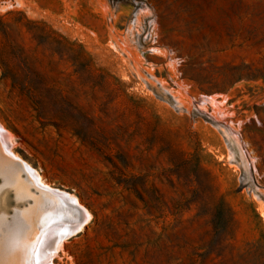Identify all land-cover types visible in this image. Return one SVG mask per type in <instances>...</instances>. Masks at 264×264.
I'll list each match as a JSON object with an SVG mask.
<instances>
[{
    "label": "rangeland",
    "instance_id": "1",
    "mask_svg": "<svg viewBox=\"0 0 264 264\" xmlns=\"http://www.w3.org/2000/svg\"><path fill=\"white\" fill-rule=\"evenodd\" d=\"M0 122L88 212L54 264H264V0H0ZM2 161L12 264L49 202Z\"/></svg>",
    "mask_w": 264,
    "mask_h": 264
},
{
    "label": "bare ground",
    "instance_id": "2",
    "mask_svg": "<svg viewBox=\"0 0 264 264\" xmlns=\"http://www.w3.org/2000/svg\"><path fill=\"white\" fill-rule=\"evenodd\" d=\"M11 137L12 136L10 135L8 129H6L0 122V148L2 149V152H0V160H3L2 162H7L8 165L14 167L15 169L23 173L35 188L40 189L43 194H45L49 203H46L45 206H43V209L33 211L29 215L30 224L27 228H22L21 225L18 224L15 228L10 231V233L7 234L6 242L2 243L1 245V247L3 248V250H1V252L3 253L2 256L6 255L7 249L4 250V248L10 247L13 248L15 252L14 256H16V260H13L12 264H17V259L19 261H22L24 257L25 260H28V264H54L53 257L56 255L57 251L62 247L66 238L71 237L70 234L79 229L84 220H86L85 218L88 215V212L86 208L80 206L75 196H73L70 192H67L68 190L65 191L53 188L50 184L45 181L43 176L38 171L31 168L32 166L30 167L25 161L21 160L22 158L20 159L16 156V154L14 155L11 152L13 150H10L12 142ZM232 138L233 137L231 136V139ZM235 138H237V136ZM245 146L247 145L245 144ZM238 151L240 152V150ZM243 155L246 156V151L244 150ZM249 166L252 165L250 164ZM3 200L0 201V205L4 203ZM55 202L71 207V210L70 208L66 207L65 211L63 212V217H65V221H62V223L57 222L54 225H47L46 223H39L37 225L35 221L36 216L40 213L49 211V209H51L50 204ZM69 213L74 218H71ZM10 217H12V215ZM85 223L83 225H85ZM38 229H40L39 234L36 235L34 240H32L31 235H33L34 232H37ZM24 245L25 248H23Z\"/></svg>",
    "mask_w": 264,
    "mask_h": 264
}]
</instances>
